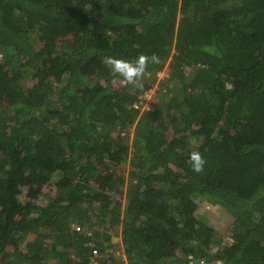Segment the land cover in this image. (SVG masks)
Wrapping results in <instances>:
<instances>
[{"label": "trees", "instance_id": "1", "mask_svg": "<svg viewBox=\"0 0 264 264\" xmlns=\"http://www.w3.org/2000/svg\"><path fill=\"white\" fill-rule=\"evenodd\" d=\"M0 52V264H91L102 222L130 264L211 259L203 200L234 217L214 256L264 264V0H0ZM141 53L160 62L140 87L102 62ZM166 67L154 109L135 107Z\"/></svg>", "mask_w": 264, "mask_h": 264}, {"label": "built area", "instance_id": "2", "mask_svg": "<svg viewBox=\"0 0 264 264\" xmlns=\"http://www.w3.org/2000/svg\"><path fill=\"white\" fill-rule=\"evenodd\" d=\"M157 75V83L153 87L139 95V99L133 103L135 107H146L145 104L149 99V94L155 92V90L160 87L161 81L165 80L169 76V70H160L158 71ZM122 133L126 134L125 131H122ZM130 133L132 134L133 132ZM73 227L78 232L83 231L84 229L83 225L79 223L74 224ZM104 232H108L112 235V240L110 242L104 239ZM86 234L88 237V246L90 247L89 262H91V264H130L127 261V253L122 242L121 228L119 234H116L115 230L110 227L109 224H95L86 229ZM227 239H231V236L228 235ZM227 239L223 240L222 243H215L214 245H212L210 252L213 254L214 258H197L191 254L189 255V262L191 264H224L223 258H218L214 255L221 248V244H226ZM73 256L75 257V255ZM112 257H115V259H113Z\"/></svg>", "mask_w": 264, "mask_h": 264}, {"label": "rangeland", "instance_id": "3", "mask_svg": "<svg viewBox=\"0 0 264 264\" xmlns=\"http://www.w3.org/2000/svg\"><path fill=\"white\" fill-rule=\"evenodd\" d=\"M0 61H1V52H0ZM166 70H169L167 67L165 68ZM160 99V96L158 95L157 91L150 93L149 94V99L146 101V108L154 109L156 104L158 103V100ZM132 136V134H131ZM126 142L130 145L131 140L125 138ZM130 156L133 155V151L129 152ZM131 162L130 159L127 161H122L121 163L118 164V171L121 172L122 174L125 175V182L124 185L122 186V189L126 192V189L128 188L130 184V173H131ZM53 190V185L52 184H46L43 188V191L45 194L52 192ZM24 197V195H23ZM47 195H43L42 197H38L36 200L39 201L40 203L44 202L46 199ZM124 197V196H123ZM122 197V200L124 198ZM122 205V204H121ZM198 215L200 218L203 220L207 221L208 223L214 225L221 236L222 241L227 239V236L230 235V227L232 225V222L234 220V217L231 213H229L224 207L213 204L212 202H209L207 200H203L201 202V205L198 209ZM101 224V223H100ZM102 224L107 225L108 222H102ZM97 225V224H96ZM115 230L116 234H119L121 226L117 224H112L109 225ZM50 242V241H48ZM75 258L72 256V259L70 260L71 264H74Z\"/></svg>", "mask_w": 264, "mask_h": 264}, {"label": "clouds", "instance_id": "4", "mask_svg": "<svg viewBox=\"0 0 264 264\" xmlns=\"http://www.w3.org/2000/svg\"><path fill=\"white\" fill-rule=\"evenodd\" d=\"M211 55L219 57L221 53L216 50L215 45H205L202 48ZM115 78L122 79L133 87H140L142 78L145 76L149 63H159L156 54L151 56L141 53L134 60H127L115 56H106L102 61ZM190 165L194 172L200 173L206 163L205 158L199 151H192L189 156Z\"/></svg>", "mask_w": 264, "mask_h": 264}]
</instances>
